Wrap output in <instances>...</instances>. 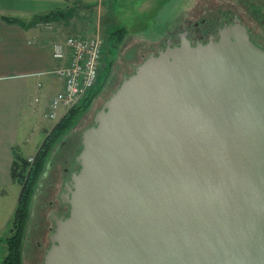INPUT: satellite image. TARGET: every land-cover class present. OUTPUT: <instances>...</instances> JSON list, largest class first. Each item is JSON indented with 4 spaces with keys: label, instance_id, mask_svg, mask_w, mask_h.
<instances>
[{
    "label": "water",
    "instance_id": "1",
    "mask_svg": "<svg viewBox=\"0 0 264 264\" xmlns=\"http://www.w3.org/2000/svg\"><path fill=\"white\" fill-rule=\"evenodd\" d=\"M125 77L81 134L43 264H264V49L232 19Z\"/></svg>",
    "mask_w": 264,
    "mask_h": 264
},
{
    "label": "rangeland",
    "instance_id": "2",
    "mask_svg": "<svg viewBox=\"0 0 264 264\" xmlns=\"http://www.w3.org/2000/svg\"><path fill=\"white\" fill-rule=\"evenodd\" d=\"M103 7L100 22L99 19L97 22V15L96 18L93 17V9L87 10L84 16L92 22L87 23L92 28L89 31L92 33L80 35L85 38L99 35L106 39L105 62L97 83L99 90L64 139L56 144L46 164L55 159L56 152L66 141H70L73 147L68 158H73L76 149H81L82 132L93 125L96 113L118 89L124 77L133 74L136 66L147 57L156 55L168 42L177 45L179 35L186 30L191 39L198 27V33L202 35L203 42H206L210 38L217 39V32L223 25L235 19L248 28L253 43L264 49V0H104ZM79 17L81 18V14ZM87 24L86 27H89ZM118 29L124 31L121 41ZM109 35L111 39L108 38ZM54 76L60 79L57 75ZM67 108L63 107V115L57 116L55 120L39 117V126H52L56 121L59 122L72 107ZM42 136L40 131L34 132L31 139L39 142ZM63 166V158H57L54 168L56 171L51 174L50 179V171L45 167L30 200L22 243V264H43L54 228L51 218L58 212L67 211V207H61L58 199L63 176L66 177ZM20 190V185L15 183L7 189L4 197H0V264L7 253L5 240L10 236Z\"/></svg>",
    "mask_w": 264,
    "mask_h": 264
},
{
    "label": "crops",
    "instance_id": "3",
    "mask_svg": "<svg viewBox=\"0 0 264 264\" xmlns=\"http://www.w3.org/2000/svg\"><path fill=\"white\" fill-rule=\"evenodd\" d=\"M103 1L0 0L1 16L25 24L0 20V197L15 184L11 178L14 155L33 157L58 122L39 126V117L46 120L49 102L63 90L53 70L66 65L67 60L53 58V45L67 37L92 33L88 25L92 22L84 15L91 8L100 22ZM53 13L57 15L52 21L30 25L35 17ZM38 131L42 139L34 142L31 136Z\"/></svg>",
    "mask_w": 264,
    "mask_h": 264
},
{
    "label": "trees",
    "instance_id": "4",
    "mask_svg": "<svg viewBox=\"0 0 264 264\" xmlns=\"http://www.w3.org/2000/svg\"><path fill=\"white\" fill-rule=\"evenodd\" d=\"M56 15V13H53L45 16L35 17V19L31 21L30 25L38 22L52 21ZM0 20L8 24H19L21 26L25 25L20 24V22L15 19L1 15ZM118 31H120L121 34V41L124 31L123 29H118ZM108 38L111 39L110 35ZM97 86L90 90L86 96L80 100V102L69 109L66 115L63 116L61 120L54 126V128L48 133L40 145L37 153L33 156L32 162H29L28 158H23L17 154L14 155L13 165L11 168V178L15 183L20 185L21 190L17 206L12 217L10 236L5 240L7 245V253L2 264H22V243L25 232L24 230L29 215V204L37 187L38 181L43 174L45 167L47 166L46 163L52 150L55 148L56 144L64 139V136L74 126L81 114L84 113L89 107L92 100L94 99V96L99 90Z\"/></svg>",
    "mask_w": 264,
    "mask_h": 264
},
{
    "label": "built area",
    "instance_id": "5",
    "mask_svg": "<svg viewBox=\"0 0 264 264\" xmlns=\"http://www.w3.org/2000/svg\"><path fill=\"white\" fill-rule=\"evenodd\" d=\"M105 43L106 39L95 35L67 37L53 45V58L67 60V64L53 70L64 84L62 92L50 101L46 118L55 119L59 109L73 107L97 86L105 62Z\"/></svg>",
    "mask_w": 264,
    "mask_h": 264
},
{
    "label": "flooded vegetation",
    "instance_id": "6",
    "mask_svg": "<svg viewBox=\"0 0 264 264\" xmlns=\"http://www.w3.org/2000/svg\"><path fill=\"white\" fill-rule=\"evenodd\" d=\"M230 22H227L226 24H224L223 25V27L224 26H226V25H228ZM197 26V25H196ZM222 27V28H223ZM199 31H198V27H196V32H195V35L193 36V38H191V39H189L188 37V33H187V30L184 32V35L192 42V44H195V42H196V40L198 39V38H201L200 39V41L203 39V37H202V35H200L199 33H198ZM182 35V34H181ZM181 35H179V37L178 38H180V36ZM210 39H213V38H210ZM209 40V39H208ZM201 42H203V40L201 41ZM205 42V41H204ZM179 43V42H178ZM126 77H128V76H126ZM125 78V77H124ZM80 144H81V141H80ZM73 147L71 146V142L70 141H66V142H64L61 146H60V148L58 149V151L56 152L57 153V155H56V157H55V159H53L52 160V162H50V163H48V166H47V168H46V170L49 172L50 171V176H48V179H50V178H52L51 177V174L52 173H54V171H56L54 168H55V160L57 159V158H63V174L64 175H66V177L65 176H63L64 177V180H63V183H62V187H61V190H60V193H59V195H58V199H59V204H61L60 206L61 207H67V211L66 212H58V214H56L55 216H57V218H61L62 216L63 217H68V212H69V207L67 206V205H63L62 203H61V200H60V195H61V193H62V191H63V188H64V185L69 181V179H70V177H71V175L75 172V166H76V164H75V157L79 154V152L81 151V149H76V154L74 155V157L73 158H71V159H69L68 158V155H71V149H72ZM54 175L55 174H53V177H54ZM56 177H57V175H56ZM53 180V179H52ZM52 219V218H51ZM53 221V220H52ZM53 223H54V221H53ZM54 229H55V224H54V228H53V231H54ZM52 231V232H53Z\"/></svg>",
    "mask_w": 264,
    "mask_h": 264
}]
</instances>
